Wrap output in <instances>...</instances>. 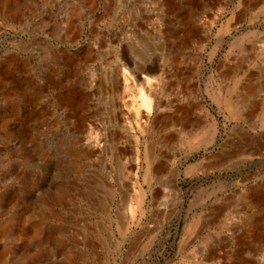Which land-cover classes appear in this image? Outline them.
<instances>
[{"label":"rangeland","instance_id":"obj_1","mask_svg":"<svg viewBox=\"0 0 264 264\" xmlns=\"http://www.w3.org/2000/svg\"><path fill=\"white\" fill-rule=\"evenodd\" d=\"M0 264H264V0H0Z\"/></svg>","mask_w":264,"mask_h":264},{"label":"bare ground","instance_id":"obj_2","mask_svg":"<svg viewBox=\"0 0 264 264\" xmlns=\"http://www.w3.org/2000/svg\"><path fill=\"white\" fill-rule=\"evenodd\" d=\"M123 76H125V75H123ZM147 77V75H143V77L142 76H138V78L137 79H139V78H142L144 81H148V79L146 78ZM149 77V76H148ZM133 79V78H132ZM125 81H127L126 80V78H125ZM150 83V82H149ZM135 83H132V85H134ZM129 85V84H128ZM129 87V86H128ZM141 102V101H140ZM139 103V102H138ZM155 103V102H154ZM130 106V105H129ZM140 106V105H139ZM137 107V108H139L138 109V115H139V119H141V120H146L148 117H149V114L151 113L150 111V107L148 106V108L146 109V110H141L140 108L141 107ZM134 107V106H133ZM131 108V107H130ZM156 108V106H154V108L153 109H155ZM143 109V108H142ZM140 110V111H139ZM189 110V109H188ZM191 110V109H190ZM187 112V111H186ZM190 113V112H189ZM136 114V113H135ZM138 117V116H137ZM187 117V116H186ZM186 119V118H185ZM185 121V120H184ZM142 122V121H141ZM136 156V155H135ZM138 157V156H137ZM136 157V158H137ZM133 166V165H132Z\"/></svg>","mask_w":264,"mask_h":264}]
</instances>
